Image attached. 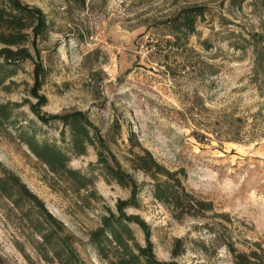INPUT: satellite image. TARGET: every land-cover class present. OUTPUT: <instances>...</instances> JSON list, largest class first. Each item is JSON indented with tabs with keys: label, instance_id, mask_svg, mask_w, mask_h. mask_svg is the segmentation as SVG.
<instances>
[{
	"label": "rangeland",
	"instance_id": "rangeland-1",
	"mask_svg": "<svg viewBox=\"0 0 264 264\" xmlns=\"http://www.w3.org/2000/svg\"><path fill=\"white\" fill-rule=\"evenodd\" d=\"M20 1L41 10L48 29L33 37L31 59L12 68L0 89V107L12 111L0 123V162L75 235L87 263L107 264L89 234L131 189L106 177L93 147L70 162L93 186L78 189L53 174L19 139L23 131L67 147L60 122L45 125L39 117L86 114L98 149L141 187L139 206L127 213L147 223L159 261L235 264L231 247L263 255L264 72H255L252 47L264 36V0ZM192 5L207 7L206 16L187 45H174L166 23ZM36 67L46 71L43 83H35ZM139 144L168 169L185 171L186 188L213 202L214 211L177 219L153 197L151 179L128 162ZM27 213L0 193L4 264H50L37 251L41 238ZM131 227L145 245L144 232Z\"/></svg>",
	"mask_w": 264,
	"mask_h": 264
},
{
	"label": "trees",
	"instance_id": "trees-1",
	"mask_svg": "<svg viewBox=\"0 0 264 264\" xmlns=\"http://www.w3.org/2000/svg\"><path fill=\"white\" fill-rule=\"evenodd\" d=\"M79 6H85L87 0H66ZM246 0H233V4L241 6ZM208 9L202 5H192L181 9L166 24L175 39L174 45H187L190 37L196 35L198 21L203 20ZM48 29V21L41 10L22 3L20 0H0V89L4 88L6 80L11 76L12 68L31 59L30 44L35 45L39 36L43 37ZM206 44V43H205ZM255 57V72H264V36L256 35L253 44ZM45 69H35V83L44 81ZM17 106V105H16ZM9 104L0 107V123L11 120L12 111ZM48 125L58 121L62 125L60 132L62 140L67 144L61 148L47 141H40L35 134L19 132V139L29 151L53 174L71 181L78 189L94 185L92 178L71 169V155L84 156L89 147L97 149L98 165L106 177L115 181L123 188L131 189L128 200L117 203V211L108 209V214L101 219V225L89 234L91 245L99 257L107 264H178L159 261L154 246L150 241V231L147 223L139 215L127 213L129 208L139 206L141 187L128 171L123 170L111 161L97 147V137L94 128L86 114L74 111L52 117H39ZM139 152H131L128 159L133 170L150 178L153 187V197L168 206L177 219L184 216L202 218L214 211V203L199 198L189 191L185 184V171H172L161 164L154 155L140 144ZM0 193L8 199L15 208L28 207L27 218L31 228L40 236L41 242L37 251L42 258L52 264H88L78 250V239L70 233L66 225L53 216L45 203L22 181L13 171L0 162ZM138 226L145 234V245H141L132 229ZM235 264H257L255 259L262 260L264 254L257 251L240 253L234 247ZM0 264H4L0 261Z\"/></svg>",
	"mask_w": 264,
	"mask_h": 264
}]
</instances>
